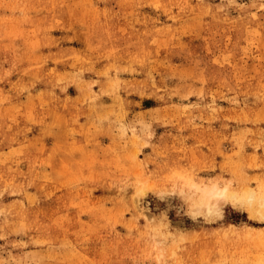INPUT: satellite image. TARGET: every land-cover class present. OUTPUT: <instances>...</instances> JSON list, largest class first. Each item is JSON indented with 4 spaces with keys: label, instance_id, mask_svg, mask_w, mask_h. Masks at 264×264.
Masks as SVG:
<instances>
[{
    "label": "rangeland",
    "instance_id": "obj_1",
    "mask_svg": "<svg viewBox=\"0 0 264 264\" xmlns=\"http://www.w3.org/2000/svg\"><path fill=\"white\" fill-rule=\"evenodd\" d=\"M260 197L264 0H0V264H264Z\"/></svg>",
    "mask_w": 264,
    "mask_h": 264
},
{
    "label": "bare ground",
    "instance_id": "obj_2",
    "mask_svg": "<svg viewBox=\"0 0 264 264\" xmlns=\"http://www.w3.org/2000/svg\"><path fill=\"white\" fill-rule=\"evenodd\" d=\"M228 195V188H223L217 184L209 185L198 199L195 209L206 213L218 211L226 203ZM254 199H256L255 195L250 194L249 200ZM259 201L260 207L257 212L264 218V197H260Z\"/></svg>",
    "mask_w": 264,
    "mask_h": 264
}]
</instances>
